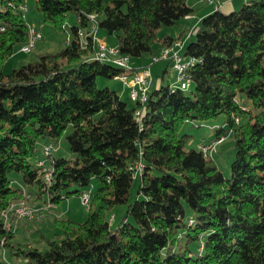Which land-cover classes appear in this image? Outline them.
Listing matches in <instances>:
<instances>
[{
  "label": "trees",
  "instance_id": "16d2710c",
  "mask_svg": "<svg viewBox=\"0 0 264 264\" xmlns=\"http://www.w3.org/2000/svg\"><path fill=\"white\" fill-rule=\"evenodd\" d=\"M25 6L0 0V247L9 257L0 264H264V0L206 14L184 50L195 60L190 87L159 81L145 102L131 105L97 83L129 69L99 59L93 36L82 39L79 30L88 32L94 15L132 61L153 55L155 42L163 48L176 39L158 31L190 15L189 0H36L43 21L57 29L76 15L69 41L4 73L30 37ZM220 115L226 120L211 141L188 146L184 123ZM65 131L75 157L51 153L38 165L39 140L56 145ZM224 135L234 145L229 176L213 157L217 147L202 149ZM94 178L85 220L55 217L62 233L45 237L46 249L15 240L1 212L27 188L37 200L58 203L80 196ZM125 203L113 227L106 212Z\"/></svg>",
  "mask_w": 264,
  "mask_h": 264
},
{
  "label": "rangeland",
  "instance_id": "374dc122",
  "mask_svg": "<svg viewBox=\"0 0 264 264\" xmlns=\"http://www.w3.org/2000/svg\"><path fill=\"white\" fill-rule=\"evenodd\" d=\"M199 4L196 7L195 14H198L200 10H205L206 8H214L216 4L218 3H209L208 1L204 0L200 2V0H197ZM214 1V0H213ZM28 5V10L25 12L26 19L29 22H32L35 24L36 27H38L42 33L43 38L39 39L35 47L30 52L21 51L18 46H16L14 53L11 57L8 58V60L5 62L3 66V72L9 73L14 68L20 67L21 65L28 63L30 61L37 60L39 57V54L46 53V52H54L57 50H60L67 44V40L70 37V27L72 24H74L77 21L76 15L71 12L69 13L67 20L65 22V28L63 29H57L54 26H52L50 23L43 21L42 13L38 10L36 6V0H26ZM245 3V0H234L235 4V10H238L241 8L242 4ZM201 4V6H200ZM195 19V18H194ZM181 23V21H180ZM172 27L170 26H163L159 29L158 34L159 36L167 35L168 29ZM67 29V30H66ZM98 29V38H101L104 40L107 38V45H117L118 39L116 35H107L105 32V29L103 28H97ZM193 30V29H191ZM107 35H105V34ZM195 37V33L192 36ZM192 39V38H191ZM190 39V40H191ZM186 40V39H185ZM188 40L187 42H189ZM184 49V48H183ZM153 51L154 54L152 55L151 52H147L143 54L140 58H134L131 62L139 63V62H147L148 64L145 65V69H148L153 74V80L154 84H158L160 81L161 83H169L171 82L175 76L173 68L170 64V61L167 59H160L162 48H160V45L158 42H155L153 44ZM156 57V58H154ZM167 65L168 72L164 75L163 80L161 78H157V74L160 75L163 73L164 68ZM118 66V65H116ZM97 83L99 87H105L108 86L112 89H117L121 93L123 81L119 78H105V77H98ZM122 97L131 105L132 100L128 97L127 94L123 95L121 93ZM226 120L225 115H220L216 120L200 123L198 121H187L184 123L182 128V133L190 134L189 140H188V146L199 148L200 144L202 142H209L212 140L214 135V127L222 125ZM69 131H65L63 135L59 138L56 145L52 149V153L57 157H65V158H74L75 154L70 149L69 142L66 138V134ZM45 145V140L40 139L38 142V147L41 152H43V146ZM217 148L212 152L214 159L218 162L219 166L223 169V172L226 176L230 175V164L231 161L234 158V145H233V138L231 135L226 136L225 139L216 146ZM43 154V153H42ZM42 158L45 161L44 154L42 155ZM17 175L16 172L10 173V177L14 178ZM18 185L22 186L21 183ZM99 185V179L94 178L92 180L91 185L83 187L84 190H95ZM138 187V179H135L132 185V194L130 195V201L134 200L135 193ZM70 189H75V187H71ZM28 191V188H27ZM25 191V197L23 199L27 200V205L29 206V209L31 212H34V216L32 218H24L19 217L15 211L18 204H14L12 207L9 206L7 209V218H5V221L7 224H11L12 228L14 229L16 233L15 240L18 242H29L41 249L48 248V244L45 240V237L52 238L53 234L56 232H59L60 235L62 233L60 227L55 222V217L61 216V217H70L77 221H83L86 219L88 214V207L84 206L81 203L80 196H77L75 194H71L68 198L63 199L62 201L58 203H49L40 201L39 203L43 206V213H41V210L37 208L38 206H35L31 199H35L36 195L31 194L29 192ZM27 192V194H26ZM29 195V197L27 196ZM19 201V200H18ZM37 201V200H35ZM128 204H118L112 207L111 209H108L106 214L109 218L111 225L113 227H117L119 223L124 218V215L126 214ZM21 223V224H19ZM18 227V228H17ZM0 257L4 261H8L7 255L4 253V248L0 247Z\"/></svg>",
  "mask_w": 264,
  "mask_h": 264
},
{
  "label": "built area",
  "instance_id": "2783aa9c",
  "mask_svg": "<svg viewBox=\"0 0 264 264\" xmlns=\"http://www.w3.org/2000/svg\"><path fill=\"white\" fill-rule=\"evenodd\" d=\"M206 1H208L209 3H214L213 0H206ZM25 7L27 9V6H25ZM33 27L35 29V36L32 40V47H35L38 40L43 37V34H42V31L38 27H36L34 24H33ZM96 33H97V31H96V28L94 26V30L91 33V35L93 36V40L97 44L96 55H102L103 57H107V52L114 51V45H107L105 43V41H103L97 37ZM189 34H190V32H189ZM189 34L187 35V37L189 36ZM67 41H69V38ZM183 41L184 40L182 39V43H183ZM180 47H181V45H175V42H174V48H172V50H170V52H168L167 54H161L159 57L160 59H167V60L171 61V66H172L173 71H174L175 79H180V71L183 68V66L189 65V60H193L192 57L180 56ZM123 61L128 62V63H132L131 61H126L124 59H123ZM117 77L120 78L124 82V84L129 88V96H130L131 100H132V98H141L142 102H145L147 100L148 94H149V91H150V88H151L152 82H153V76L151 74V71L143 68L142 69V75H135L134 72H123L121 75H119ZM189 80H191L190 76L187 79L188 83H189ZM222 137L223 136H221L220 138H222ZM220 138H218V139H220ZM218 139H217V141H218ZM216 145H204V149H212V151H213L216 148ZM54 146L55 145L53 143L45 144V146H43V154L46 155V149H53ZM50 176H52V175H50ZM80 199H81V203L84 206L89 207L90 191H88V190L84 191L83 197H80ZM33 216H34V212H30L29 210H20L19 211V217L32 218Z\"/></svg>",
  "mask_w": 264,
  "mask_h": 264
},
{
  "label": "bare ground",
  "instance_id": "6f19581e",
  "mask_svg": "<svg viewBox=\"0 0 264 264\" xmlns=\"http://www.w3.org/2000/svg\"><path fill=\"white\" fill-rule=\"evenodd\" d=\"M24 9L27 10L26 7H24ZM90 19H91L92 23L90 25L89 31L86 32L83 29L79 30V34H80L82 39H85L86 36L91 35V33L94 30V26H95L96 31H97L98 27H97V24H96V21H95V16L94 15H90ZM189 32L191 34V31H189ZM29 33H30L29 40L26 43H24V44H22L20 46V50L21 51L30 52L34 48V47H32V40H33V38L35 36V29L33 27V24H31L30 27H29ZM174 42H175V45H181V47H180V56L186 57V56H184V52L182 51L183 48H184V41L182 43V38H177V39L173 40L172 43H169L168 45L164 46L162 48L161 54H167L168 52H170V50H172V48H174ZM97 57L99 59L110 60V61H112V63H114L115 65H118L119 67H122L124 69H129V71L130 72H134L135 75H142V70L141 69L134 67V65L132 63H128V62L123 61V59L126 60V61H131V58L127 54H121L119 49H118V46H114V51L107 52V57H103L102 55H97ZM194 62H195L194 59L193 60H189V65H184L183 66V68L180 71V79H175L174 80V84H175L174 87L176 85L179 86V87H182V88H189L190 87V84H191L192 80H189V83H188L187 79L190 76L189 75V68ZM129 98H130V96H129ZM132 100L133 101L142 102L141 98H132ZM136 115L139 116V110H136ZM225 137L226 136L224 135L222 138L218 139V141L215 139V141H212V142H210V143H208L206 145H216V144L219 145L225 139ZM202 149H203L204 153H206V154H211L210 152H212V149H204V145H203ZM51 153H52V149H46V155H49ZM37 164L38 165H42V166L45 165L44 159L43 158L39 159ZM45 171H46L45 178L47 179V181H49L50 180L49 170L47 168H45ZM26 194H27V192H26ZM27 196L29 197V195H27ZM80 197H83V193L80 195ZM26 202H27L26 199H21L19 201H13L10 204V206L12 207L14 204H18V206L16 207L15 211L17 212L16 214L19 216V211L20 210H29L31 212V210L29 209V206L27 205ZM7 211H8V209H4L1 212L2 215L5 218H7Z\"/></svg>",
  "mask_w": 264,
  "mask_h": 264
},
{
  "label": "crops",
  "instance_id": "0c3cea01",
  "mask_svg": "<svg viewBox=\"0 0 264 264\" xmlns=\"http://www.w3.org/2000/svg\"><path fill=\"white\" fill-rule=\"evenodd\" d=\"M204 0H200V2H202ZM214 3H218L216 4V6L214 8H206L205 10H200V12L198 14H195V10L197 5L199 4V2L197 0H189V4L193 7V12L190 15H187L183 18H181L179 20V22L175 23L174 25H172V27H170L167 31V35L171 36L172 38H182L184 40V49L182 50L184 52L185 50V46L187 44V41L190 40L191 38L193 39V34L195 29L197 28V26L200 24L201 19L208 14L209 12L213 11L216 8H220L226 12H229L233 9H235V4H234V0H214ZM201 6V4H200ZM195 18V19H194ZM181 21V23H180ZM35 25V24H34ZM193 29V30H191ZM192 31L191 34L187 37L189 31ZM98 34V32H97ZM105 34V33H104ZM106 35V34H105ZM107 36V35H106ZM102 39V37L100 38ZM186 39V40H185ZM105 41H107V38L104 39ZM134 67L139 68V69H143L145 68L144 66L147 65V62H139V63H133ZM167 67V65H166ZM152 74V73H151ZM153 75V74H152ZM158 75V74H157ZM120 79V78H119ZM130 79V78H129ZM152 84H154V80L152 82ZM120 92V91H119ZM121 93L123 95L127 94L129 95V88L124 84L122 85V89H121ZM120 93V94H121ZM206 142H202L200 144V146L202 144H204ZM199 146V147H200ZM14 179V183L19 184L21 183V179L18 178L17 176L13 178ZM35 199H31V202L35 205L38 206L37 208H39L41 210V213L44 214L43 211V206H41L40 204H42L43 202L39 203V200ZM21 224V223H19ZM18 228V227H17Z\"/></svg>",
  "mask_w": 264,
  "mask_h": 264
}]
</instances>
